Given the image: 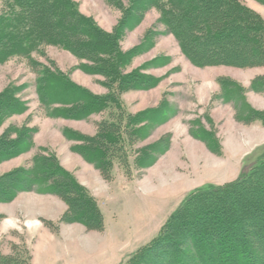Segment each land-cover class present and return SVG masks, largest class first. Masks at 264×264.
Instances as JSON below:
<instances>
[{
    "label": "trees",
    "instance_id": "1",
    "mask_svg": "<svg viewBox=\"0 0 264 264\" xmlns=\"http://www.w3.org/2000/svg\"><path fill=\"white\" fill-rule=\"evenodd\" d=\"M1 1L0 64L14 57L25 58L38 70V97L52 117L84 120L103 116L93 135L69 129L64 134L77 142L72 150L94 165L106 180H111L116 164L126 173L136 164L145 169L170 147V139L162 137L136 151L133 163L130 161L135 152L132 145L144 138L146 129L167 120L165 106L127 113L120 96L124 91L150 89L160 82V78L143 72L146 65L125 71L132 58L142 52V46L126 52L120 40L124 29L134 27L143 11L159 10L161 23L195 66L264 67V18L241 0H135L113 32L83 14L73 0ZM256 1L264 5V0ZM115 4L122 3L116 0ZM134 10L139 13L131 14ZM46 46L68 51L82 60L77 67L101 75L108 92L94 93L67 74L41 66L33 53ZM167 61V57H157L147 65L161 67ZM217 82L223 101L244 97V86L232 78L221 76ZM250 89L264 94V75L255 77ZM18 90L9 86L0 93V126L8 117L26 111V104L16 96ZM245 106L248 111L244 120L264 125V111L249 103ZM31 132L26 128L6 130L0 136V163L27 152L33 145ZM206 134L199 137L219 152L215 140ZM263 148L236 179L223 184L207 182L195 188L157 236L123 264H264ZM34 190L54 194L66 203L60 222L103 228V212L96 198L75 174L61 166L56 155H37L30 167L0 176V202ZM28 251L25 243H12L10 253H3L0 247V264H32Z\"/></svg>",
    "mask_w": 264,
    "mask_h": 264
},
{
    "label": "rangeland",
    "instance_id": "2",
    "mask_svg": "<svg viewBox=\"0 0 264 264\" xmlns=\"http://www.w3.org/2000/svg\"><path fill=\"white\" fill-rule=\"evenodd\" d=\"M73 1L101 28L113 32L135 0H118L121 6L115 4L116 0ZM241 1L264 18V5L256 0ZM3 8L4 2L0 0V12ZM130 13L137 15L139 11ZM160 18L156 8L143 11L134 27L124 29L120 40L121 49L126 52L142 46V52L132 58L125 71L146 65L143 72L160 78L159 84L150 89L124 91L120 96L125 111L131 114L166 107L167 120L146 129L144 138L132 145L135 152L131 153V163L137 156L136 151L162 137L170 139V147L145 169L132 164L130 168H134L126 173L116 164L111 180L104 179L94 165L74 152L72 146L77 142L64 134L69 129L93 135L103 116L92 115L84 120L52 117L50 109L38 97V70L25 58L14 57L0 64V93L9 86L18 87L16 96L27 107L22 114L4 121L0 136L9 129L34 131L31 132L32 147L1 162L0 176L30 167L37 155L54 154L61 166L89 189L104 217L102 229L60 222L67 208L62 199L36 190L20 192L12 201L0 202L3 253L11 252L12 243H25L31 252L32 264H123L157 236L169 216L195 188L207 182L223 184L236 179L247 169L246 164L258 149L264 147V125L247 122L243 117L248 111L245 103L264 111V94L250 89L252 80L264 75V67L195 66L182 53ZM33 57L41 66L67 74L94 93L108 92L103 85L104 78L78 68L82 60L68 51L46 46L41 52L33 53ZM157 57H167L168 61L161 67L147 65ZM221 76L244 86V97L223 101L222 88L217 82ZM201 134L214 139L219 152L211 150L201 140Z\"/></svg>",
    "mask_w": 264,
    "mask_h": 264
},
{
    "label": "crops",
    "instance_id": "3",
    "mask_svg": "<svg viewBox=\"0 0 264 264\" xmlns=\"http://www.w3.org/2000/svg\"><path fill=\"white\" fill-rule=\"evenodd\" d=\"M254 9H256V8H254ZM79 179V178H78Z\"/></svg>",
    "mask_w": 264,
    "mask_h": 264
}]
</instances>
